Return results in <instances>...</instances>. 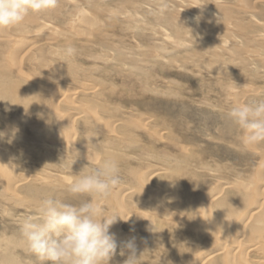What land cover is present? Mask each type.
<instances>
[{
    "label": "rangeland",
    "instance_id": "1",
    "mask_svg": "<svg viewBox=\"0 0 264 264\" xmlns=\"http://www.w3.org/2000/svg\"><path fill=\"white\" fill-rule=\"evenodd\" d=\"M259 101L264 0H57L0 28V264H49L20 223L90 199L65 178L103 160L120 183L102 211L139 264H264V142L226 116Z\"/></svg>",
    "mask_w": 264,
    "mask_h": 264
},
{
    "label": "clouds",
    "instance_id": "2",
    "mask_svg": "<svg viewBox=\"0 0 264 264\" xmlns=\"http://www.w3.org/2000/svg\"><path fill=\"white\" fill-rule=\"evenodd\" d=\"M57 0H0V28L21 23L30 13L56 6ZM68 47L65 54L71 56ZM240 132L245 146L264 142V101L236 102L226 113ZM65 178L66 190L72 196L88 195L90 199L78 204L46 196L37 206L35 215L23 218L20 236L31 254L49 264H110L119 254L129 253L123 264H139L135 238L118 242L111 227L121 219L115 213L102 211L101 202L120 183L118 165L103 160L98 168L85 170Z\"/></svg>",
    "mask_w": 264,
    "mask_h": 264
},
{
    "label": "bare ground",
    "instance_id": "3",
    "mask_svg": "<svg viewBox=\"0 0 264 264\" xmlns=\"http://www.w3.org/2000/svg\"><path fill=\"white\" fill-rule=\"evenodd\" d=\"M197 6V5H196ZM80 9V8H79ZM86 14V13H85ZM87 15V14H86ZM83 16H84V13H83ZM83 18V17H82ZM86 19H88V18H86ZM91 22V21H90ZM32 29V28H31ZM58 31V30H57ZM77 32V31H76ZM262 36V35H261ZM25 39V38H24ZM3 41V40H2ZM7 43V42H6ZM11 43V42H10ZM18 44V43H17ZM21 45V44H20ZM11 50V49H10ZM13 55V54H12ZM20 75V74H19ZM88 85V84H87ZM14 86V85H13ZM92 87V86H91ZM245 90V89H244ZM247 92V91H246ZM229 94V93H228ZM232 96V95H231ZM57 101V100H56ZM60 106V105H59ZM48 109V108H47ZM52 111V110H51ZM79 111V110H78ZM24 114V113H23ZM58 123V122H57ZM43 126V125H42ZM59 127V126H58ZM59 130V129H58ZM60 133V132H59ZM61 142V141H60ZM1 147V146H0ZM53 149V148H52ZM59 156V155H58ZM9 165V164H8ZM262 166H264V165H262ZM249 178V177H248ZM51 179V178H50ZM24 182V181H23ZM222 183V182H221ZM21 186V185H20ZM252 186V185H251ZM222 189V188H221ZM255 191V190H254ZM252 192H253V190H252ZM219 196V195H218ZM250 196V195H249ZM262 201H264V200H262ZM246 207V206H245ZM197 208V207H196ZM234 208V207H233ZM233 208H232V210H233ZM191 210V209H190ZM237 210H238V208H237ZM243 212V211H242ZM186 213V212H185ZM214 213V212H213ZM210 214V213H209ZM220 214V213H219ZM218 214V215H219ZM217 215V216H218ZM170 216V215H169ZM202 216V215H201ZM216 216V215H215ZM214 216V217H215ZM237 216V215H236ZM203 217V216H202ZM197 218H199V217H197ZM194 223V222H193ZM245 223V222H244ZM221 227V226H220ZM255 228V227H254ZM197 230V229H196ZM195 230V231H196ZM116 232V231H115ZM220 234V233H219ZM252 236V235H251ZM232 237V236H231ZM230 237V238H231ZM233 238V237H232ZM246 238V237H245ZM223 239V238H222ZM224 240V239H223ZM217 242V241H216ZM205 245V244H204ZM0 256H3V252L0 250ZM194 260V259H193ZM248 262V261H247ZM251 262V261H250ZM1 264H5V263H1ZM262 264V263H261Z\"/></svg>",
    "mask_w": 264,
    "mask_h": 264
}]
</instances>
